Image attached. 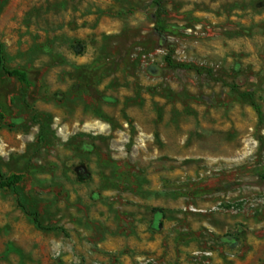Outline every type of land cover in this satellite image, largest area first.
Returning <instances> with one entry per match:
<instances>
[{
  "label": "rangeland",
  "instance_id": "obj_1",
  "mask_svg": "<svg viewBox=\"0 0 264 264\" xmlns=\"http://www.w3.org/2000/svg\"><path fill=\"white\" fill-rule=\"evenodd\" d=\"M154 1L0 0V264H264V0Z\"/></svg>",
  "mask_w": 264,
  "mask_h": 264
},
{
  "label": "trees",
  "instance_id": "obj_2",
  "mask_svg": "<svg viewBox=\"0 0 264 264\" xmlns=\"http://www.w3.org/2000/svg\"><path fill=\"white\" fill-rule=\"evenodd\" d=\"M163 0H155L154 3L156 5V10L154 13L155 18V30L158 35L163 36L164 33L172 29V25H167L164 23L162 19V15L165 13V10L162 6ZM164 61L166 65L173 69H188V70H195L197 72H201L203 68L198 67L195 64L191 63H184V62H177L173 58V50L168 49L167 54L164 57ZM0 71H3L6 75L16 78L22 85L29 86L30 80L28 78L27 73L24 70L21 69H9L5 65V59H4V51H3V45L0 43ZM253 108L256 110V112L261 116V111L257 103L254 101H250ZM4 119V115L0 112V126L1 122ZM22 180V175L19 174H11L8 176H5L1 169H0V188L2 189H13L20 181ZM37 226L41 227L39 221L37 218L34 219Z\"/></svg>",
  "mask_w": 264,
  "mask_h": 264
}]
</instances>
